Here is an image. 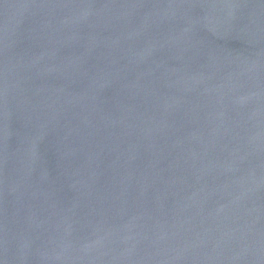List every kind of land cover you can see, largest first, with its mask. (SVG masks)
<instances>
[{"label":"water","instance_id":"obj_1","mask_svg":"<svg viewBox=\"0 0 264 264\" xmlns=\"http://www.w3.org/2000/svg\"><path fill=\"white\" fill-rule=\"evenodd\" d=\"M0 264H264V0H0Z\"/></svg>","mask_w":264,"mask_h":264}]
</instances>
